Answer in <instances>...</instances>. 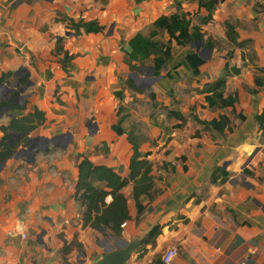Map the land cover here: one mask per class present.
<instances>
[{
	"label": "crops",
	"instance_id": "1",
	"mask_svg": "<svg viewBox=\"0 0 264 264\" xmlns=\"http://www.w3.org/2000/svg\"><path fill=\"white\" fill-rule=\"evenodd\" d=\"M199 1L0 0V102L12 107L0 128L35 109L45 117L29 136L33 162L23 152L0 163V264H94L134 241L126 264H163L170 247V264H264V0ZM176 13L200 40L172 41L159 76L150 62L129 65L127 42ZM71 21L103 30L76 36ZM190 55L202 60L196 72ZM219 80L236 99L225 109L205 100ZM221 117L222 130L204 125ZM130 133L156 194L139 198L138 216L128 181L120 235L83 227L77 166L86 157L127 180Z\"/></svg>",
	"mask_w": 264,
	"mask_h": 264
},
{
	"label": "trees",
	"instance_id": "2",
	"mask_svg": "<svg viewBox=\"0 0 264 264\" xmlns=\"http://www.w3.org/2000/svg\"><path fill=\"white\" fill-rule=\"evenodd\" d=\"M205 0H200V6ZM208 11H212V5L209 2ZM207 20H210V16ZM205 22L201 21V23ZM72 28L75 35L78 36L79 30L82 29L85 34L102 32L103 28L97 23H73ZM166 33L169 37L167 42L162 40V34ZM234 45L245 46L248 43H237L235 34L231 31L228 33ZM201 38L200 28L191 27L190 20L185 14L176 13L168 17L162 16L155 20L146 34L137 33L128 42L129 51L126 52L127 61L139 63L144 66L145 62H150L153 76H159V72L166 67L167 61L170 58L171 42L174 41L178 46L191 44L194 41H199ZM66 61L70 57L65 56ZM187 62L192 65L194 72L195 68L202 64V60L195 55L187 57ZM225 87L224 80H219L206 88L205 100L209 107L225 109L231 107L236 102L234 97L223 98V91ZM116 96L119 94L116 93ZM12 108L9 103L0 102V109L4 107ZM7 107V108H8ZM8 108V109H9ZM126 117L119 116L118 123L113 127V130L122 135L124 130L121 124ZM45 121L44 114L37 109L32 114L18 119H11L6 127H1L3 134L0 139V163H5L12 158L17 150L23 148L29 141L30 134L43 124ZM228 121L225 118H220L219 123L216 121L205 123L206 127H212L216 130H222ZM12 135L19 136L13 138ZM128 137L129 143L132 145L133 155L130 160L128 179H122L111 169L105 166H96L90 162L86 157H83L78 164V182L76 185V197L80 201L83 212L81 215L83 227H90L94 230H108L114 236H119L121 226L129 220L127 211V200L121 193L122 189L128 184V181L134 183L132 190V197L136 204L138 216L142 214L144 208L139 204V198L145 196L149 200H153L156 191H153L152 183L153 177L149 174L151 172V165L147 161L139 160L141 154L138 151L139 140L130 133ZM97 184H104L102 188ZM107 197H111V202L106 204ZM138 219V218H137ZM160 234V227L154 226L147 233L143 244L154 242L155 238Z\"/></svg>",
	"mask_w": 264,
	"mask_h": 264
},
{
	"label": "water",
	"instance_id": "3",
	"mask_svg": "<svg viewBox=\"0 0 264 264\" xmlns=\"http://www.w3.org/2000/svg\"><path fill=\"white\" fill-rule=\"evenodd\" d=\"M9 84H7L6 86H8ZM16 87V86H15ZM12 91H10L9 93H11ZM8 99L9 96L5 97V99ZM0 99H3V97H1ZM8 112V108L4 107L2 109H0V114L2 113H7ZM13 138L17 139L19 138V136L16 135H12V140L10 141V144L13 143ZM54 142V141H52ZM47 146L50 145V141H47ZM34 147V145L31 144V141L29 140L22 149H20L17 153H15V157H18L20 155H22V153H25V157L26 158H30V160H27V162H33L34 160V156L33 154H30L29 151H32V148ZM48 148H45V151H47ZM23 153V154H24ZM135 247H136V242H131L129 245H127L125 248L120 249V250H113L110 251L108 253H103L101 255V258L96 261L94 264H126L128 259L130 258V255L135 251Z\"/></svg>",
	"mask_w": 264,
	"mask_h": 264
},
{
	"label": "built area",
	"instance_id": "4",
	"mask_svg": "<svg viewBox=\"0 0 264 264\" xmlns=\"http://www.w3.org/2000/svg\"><path fill=\"white\" fill-rule=\"evenodd\" d=\"M124 224H122L121 227H123ZM22 238H25V235L22 234ZM177 254V250L173 247H170L168 249H166L164 251V253L162 254L161 260L163 264H170L172 262V260L174 259V257Z\"/></svg>",
	"mask_w": 264,
	"mask_h": 264
},
{
	"label": "rangeland",
	"instance_id": "5",
	"mask_svg": "<svg viewBox=\"0 0 264 264\" xmlns=\"http://www.w3.org/2000/svg\"><path fill=\"white\" fill-rule=\"evenodd\" d=\"M145 74H147V75H148V73H147V72H145ZM145 82H146V81H145ZM145 82H144V83H145Z\"/></svg>",
	"mask_w": 264,
	"mask_h": 264
}]
</instances>
